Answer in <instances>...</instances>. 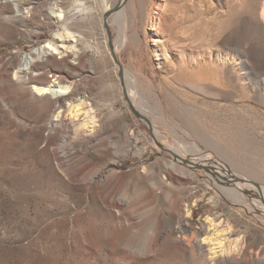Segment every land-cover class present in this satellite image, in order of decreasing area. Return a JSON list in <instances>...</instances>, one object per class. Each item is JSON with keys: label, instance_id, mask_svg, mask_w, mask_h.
<instances>
[{"label": "rangeland", "instance_id": "1", "mask_svg": "<svg viewBox=\"0 0 264 264\" xmlns=\"http://www.w3.org/2000/svg\"><path fill=\"white\" fill-rule=\"evenodd\" d=\"M94 1L96 17L76 20V53L35 63L28 84L16 76L22 58L69 20L57 5L32 23L0 20V264H207L192 239L211 220L239 242L230 264H264V0H178L173 36L146 24L165 0H141L146 19L139 12L124 46L114 13L105 26L117 0ZM120 66L150 96L137 111L151 124L128 102ZM56 78L71 94L33 93ZM61 109L67 125L53 129ZM200 154L214 163L189 167L194 179L168 167Z\"/></svg>", "mask_w": 264, "mask_h": 264}, {"label": "bare ground", "instance_id": "2", "mask_svg": "<svg viewBox=\"0 0 264 264\" xmlns=\"http://www.w3.org/2000/svg\"><path fill=\"white\" fill-rule=\"evenodd\" d=\"M13 1L17 2L19 7L29 6L31 10L27 12L26 16L24 14H20L19 11H16L14 9ZM64 1L65 0H0V20L11 21V22L20 21L23 23H27L31 21L32 23V21L36 20L38 16L41 15V13L49 5L52 7L53 6L55 7L57 5V7H59V4L64 3ZM137 1L138 0H117L114 6H109L106 9V12H108L109 15H111L112 13L115 14L116 21L119 25V34H120L119 38L122 41V46H124L127 43L128 40L127 35L128 32L130 31V28L133 29V27L137 26L139 12L141 13V15H143V20L146 19V16H144V12H143V4L141 0L139 3ZM177 1L178 0H165L166 2L165 6L155 5V7L159 10L156 11L158 18L153 15H150L146 19V24L152 25V29L154 31L173 36V33L178 28V23H179L177 17L178 6L176 7L175 4L177 3ZM64 6L65 5H63V7ZM170 6L172 7L174 6V7L170 8ZM98 10L96 6V2L94 0H78L77 3L74 4V7L68 11L64 10L63 8L61 9V7H59L58 9L59 13L56 14L55 18L59 19L60 21L69 20L70 23L68 21L65 24L63 33H58L56 38L47 42L43 46L33 50L31 53L27 54L26 56H24V58H22V63L20 65V68L16 72V76H18L19 81L28 84L31 81L32 77L38 76L39 73H36V71H34V64L37 62L46 61L45 58L48 56L50 57V55L53 56L59 55L62 58L66 56L69 53V51L76 53V45L74 43L79 42V39L81 37V35L76 33L78 29L75 32L77 26L80 25L77 23L76 20L81 15H86L88 18L94 19V17H96V15L98 14ZM261 13L264 21V3L262 6ZM157 19L160 21L159 25L156 24ZM133 38L136 40L140 39V33L138 30L133 32ZM68 41L72 43L71 47L65 45V43ZM186 61L185 64H183L181 66L182 68L180 69V73L182 74L189 71L191 67L190 62L189 61L186 62ZM123 72H124L123 82L127 92L126 95L127 98L131 101L133 107L136 110L140 111V107L142 106V104L144 106L147 105L149 106L152 103V101L150 99V96L145 95L143 90L141 89L139 76L135 72H130L125 68H123ZM31 89L33 93H35L37 96H41V97L50 96L53 99H59L71 94L72 88L69 86L61 85V83L56 78L50 81L47 85H43V86L41 85L38 86L36 84L31 85ZM139 97L142 101L140 100L138 101ZM157 103H158V108L161 109L162 107L161 103L159 101ZM136 104L137 106H135ZM69 107H72L74 112L75 111L78 112V110H80L79 105L73 106L72 104H69ZM64 112L65 111L61 109L53 116L52 122L50 123L51 128L53 129L60 127L63 128L64 126L67 125V122H65L63 119ZM89 114L90 112L86 113L85 119L87 123H85L84 126L88 124L93 125L95 123V121ZM163 118L159 117V119H163ZM72 123H73L72 121L71 123L69 122V125ZM198 152L201 153L202 151L199 149ZM175 155L177 156L178 154ZM178 157L182 162L186 163L184 157H180V156ZM197 160H198L197 162L196 161L191 162L192 164L191 165L189 164L187 167H183L180 164H175V163L168 164V167L173 171H175L176 173H178L179 175H181L182 177L194 179L196 178V174L194 171L189 169V167H195V166L201 167L200 165L204 163L205 164L214 163L213 158L209 154L207 155L200 154ZM218 164L219 165L217 166L230 172V174L232 173L228 166H225L220 163ZM231 176L240 182L243 181V179L238 178L239 175H236L235 173L231 174ZM254 185H257L260 188L258 184L254 183ZM226 189L227 188H225L223 191L229 192L231 195L235 196V198H237L238 201L240 202L242 200L245 201L246 195H243V193L240 192L238 188L237 189L228 188L227 190ZM258 196L264 202L263 190H260V194H258ZM255 202L259 204L258 206L262 205L259 201H255ZM209 222H210L209 223L210 226L209 228H207L209 231L208 233H206V237L199 238L200 236L199 235L198 237H194L192 239V242H194L197 245L199 251L204 256L207 257L208 259L207 264H228V263L230 264L231 261L236 260V254L240 252L238 245L239 242L237 239L236 240L231 239V236L229 235L230 232L228 230L227 231L220 230L219 224L214 223L213 220ZM226 234L228 237L226 236ZM224 235L226 237L222 239ZM228 239L230 240V242L228 241Z\"/></svg>", "mask_w": 264, "mask_h": 264}, {"label": "water", "instance_id": "3", "mask_svg": "<svg viewBox=\"0 0 264 264\" xmlns=\"http://www.w3.org/2000/svg\"><path fill=\"white\" fill-rule=\"evenodd\" d=\"M108 17H109V14H107L106 16H105V26L107 27V19H108ZM123 67H121L120 66V77L122 78V80H123ZM126 97H127V95H126ZM127 100H128V102L130 103V105L132 106V109H133V111H134V113L138 116V117H140V118H142V119H144V120H146L149 124H151V122H150V120L148 119V118H146L145 116H143L142 114H140L134 107H133V105H132V103H131V101L127 98Z\"/></svg>", "mask_w": 264, "mask_h": 264}]
</instances>
